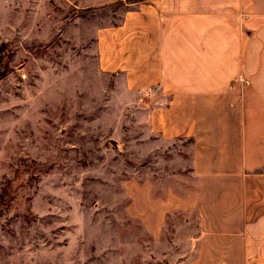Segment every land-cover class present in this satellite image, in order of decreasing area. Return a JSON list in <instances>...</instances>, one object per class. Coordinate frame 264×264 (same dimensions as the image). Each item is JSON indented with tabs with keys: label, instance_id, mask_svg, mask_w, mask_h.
Listing matches in <instances>:
<instances>
[{
	"label": "rangeland",
	"instance_id": "rangeland-1",
	"mask_svg": "<svg viewBox=\"0 0 264 264\" xmlns=\"http://www.w3.org/2000/svg\"><path fill=\"white\" fill-rule=\"evenodd\" d=\"M130 2L0 0V264H224L223 191L148 131L154 94L98 70Z\"/></svg>",
	"mask_w": 264,
	"mask_h": 264
},
{
	"label": "crops",
	"instance_id": "crops-1",
	"mask_svg": "<svg viewBox=\"0 0 264 264\" xmlns=\"http://www.w3.org/2000/svg\"><path fill=\"white\" fill-rule=\"evenodd\" d=\"M95 48L99 71L154 94L148 131L188 139L191 173L223 191L224 264H264V0L133 1Z\"/></svg>",
	"mask_w": 264,
	"mask_h": 264
},
{
	"label": "trees",
	"instance_id": "trees-1",
	"mask_svg": "<svg viewBox=\"0 0 264 264\" xmlns=\"http://www.w3.org/2000/svg\"><path fill=\"white\" fill-rule=\"evenodd\" d=\"M133 1H138V0H133Z\"/></svg>",
	"mask_w": 264,
	"mask_h": 264
},
{
	"label": "built area",
	"instance_id": "built-area-1",
	"mask_svg": "<svg viewBox=\"0 0 264 264\" xmlns=\"http://www.w3.org/2000/svg\"><path fill=\"white\" fill-rule=\"evenodd\" d=\"M246 81L244 80V83H245Z\"/></svg>",
	"mask_w": 264,
	"mask_h": 264
}]
</instances>
